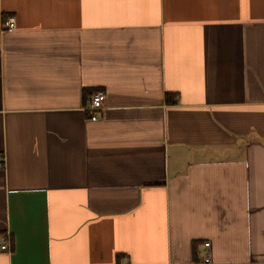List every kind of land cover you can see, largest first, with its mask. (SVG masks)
<instances>
[{
	"label": "crops",
	"instance_id": "1",
	"mask_svg": "<svg viewBox=\"0 0 264 264\" xmlns=\"http://www.w3.org/2000/svg\"><path fill=\"white\" fill-rule=\"evenodd\" d=\"M10 17L0 264H264V0H0Z\"/></svg>",
	"mask_w": 264,
	"mask_h": 264
},
{
	"label": "built area",
	"instance_id": "2",
	"mask_svg": "<svg viewBox=\"0 0 264 264\" xmlns=\"http://www.w3.org/2000/svg\"><path fill=\"white\" fill-rule=\"evenodd\" d=\"M17 23L14 17H10L7 20H4L0 27V49L3 47L2 37L4 33H12L16 30ZM105 96L102 93H95L91 96L89 111L91 112V120L96 121L98 119L99 112L103 109V101ZM5 163V157L0 153V166H3ZM210 243H206L205 247H209ZM3 250H7L8 246H2ZM205 262L209 263L210 259L205 258Z\"/></svg>",
	"mask_w": 264,
	"mask_h": 264
}]
</instances>
